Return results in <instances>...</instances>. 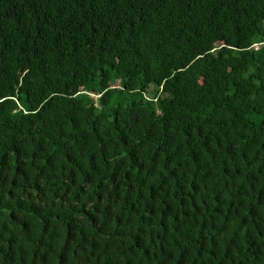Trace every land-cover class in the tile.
Listing matches in <instances>:
<instances>
[{"label":"trees","instance_id":"obj_1","mask_svg":"<svg viewBox=\"0 0 264 264\" xmlns=\"http://www.w3.org/2000/svg\"><path fill=\"white\" fill-rule=\"evenodd\" d=\"M263 35L264 0H0V264H264Z\"/></svg>","mask_w":264,"mask_h":264},{"label":"clouds","instance_id":"obj_2","mask_svg":"<svg viewBox=\"0 0 264 264\" xmlns=\"http://www.w3.org/2000/svg\"><path fill=\"white\" fill-rule=\"evenodd\" d=\"M261 43H264V35H263V40H262V42ZM253 47H255V45H253Z\"/></svg>","mask_w":264,"mask_h":264},{"label":"rangeland","instance_id":"obj_3","mask_svg":"<svg viewBox=\"0 0 264 264\" xmlns=\"http://www.w3.org/2000/svg\"><path fill=\"white\" fill-rule=\"evenodd\" d=\"M155 89V88H154ZM157 92V91H156Z\"/></svg>","mask_w":264,"mask_h":264}]
</instances>
